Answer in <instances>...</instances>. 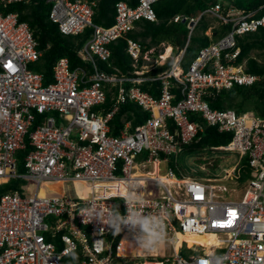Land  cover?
Returning <instances> with one entry per match:
<instances>
[{
  "label": "built area",
  "instance_id": "1",
  "mask_svg": "<svg viewBox=\"0 0 264 264\" xmlns=\"http://www.w3.org/2000/svg\"><path fill=\"white\" fill-rule=\"evenodd\" d=\"M18 1L0 0V183L14 178L25 182L18 190L0 195V264H150L153 260L264 264V115L215 109L204 99L211 90L250 86L260 80L245 70L244 62L236 63L240 51L236 36L264 28V15L256 17L254 12L219 3L194 18L175 15L174 22L187 20L188 36L202 15L228 23L231 29L202 47L187 69L180 63L181 52L169 68L151 75L155 66L142 68L146 51L126 35L141 19L157 21L153 4L159 0H139L134 7L116 2L115 20L109 26L92 22L96 0H45L50 4L48 19L62 35L92 29L78 50L89 69H70L68 59L59 57L52 66L53 81L45 85L43 74L28 67L41 56L29 25L19 20L18 12H4ZM119 38L126 41L131 73L107 72L97 65L98 60H109V45ZM171 78L179 87L178 98L171 90ZM145 81L160 82L158 97L141 89ZM108 95L112 104L107 110ZM127 102L137 104L148 117L135 128L122 119L123 127L111 134L110 121ZM190 113L203 124L191 120ZM203 125L231 134L228 144L209 148L238 152L240 166L226 171L224 178L242 182L241 187H227L216 177L178 176L169 165L170 156L179 154ZM23 150L24 171L18 172V153ZM243 162L249 173L242 180L235 172ZM155 164L157 175L149 170ZM57 181H78L91 189L117 182L123 183L124 192L131 186L143 198L145 213H167V232L173 241L176 234L211 235L214 241L191 247L182 241L177 250L174 242L162 245L151 259L146 251L120 254L123 235L136 243L127 230L115 235L104 224L90 222L82 210L95 207L107 213L109 206L119 203L123 214L124 201L115 198L117 194L97 195L93 190L87 197L39 194L44 183ZM72 250L77 260H64ZM131 258L135 260L121 261Z\"/></svg>",
  "mask_w": 264,
  "mask_h": 264
},
{
  "label": "trees",
  "instance_id": "2",
  "mask_svg": "<svg viewBox=\"0 0 264 264\" xmlns=\"http://www.w3.org/2000/svg\"><path fill=\"white\" fill-rule=\"evenodd\" d=\"M118 1L121 0H96L92 22L102 26L111 25L115 20V4ZM122 1L134 7L139 0ZM217 3L232 4L245 12H254L256 17L264 15V0H159L153 4L157 21L141 19L135 23L134 29L126 36L139 41L143 52L150 49L156 50V47L162 43L171 46L174 56L183 51L180 63L184 69H187L198 51L211 41H215L226 34L231 29V25L221 23L215 17L202 15L197 21L193 32L188 36L187 20L174 22L173 17L182 15L187 19L194 18L204 9ZM49 10L50 4L45 0H21L11 3L4 10V12H18L19 20L25 21L29 25L37 41V48L41 51V56L37 61L30 62L28 67L43 74L45 85L53 81L52 66L59 57L68 59L70 69L76 67L89 69L90 64L81 59L78 50L89 38L92 31L91 28H85L82 33L62 35L56 24L48 19ZM207 31H209V34H206ZM236 45L240 49L236 63L244 62L245 70L248 73L260 76V80L250 86L235 84L230 89L211 90L210 94L204 96V99L208 101L210 107L215 109H234L238 113L252 111L264 115V28L260 27L255 31L236 36ZM109 49L111 51L109 60L97 61L99 69L107 72H115L117 69L122 73H131L133 70L132 59L126 53L125 39L119 38L112 42ZM253 51H257L256 55H252ZM156 55L157 52L155 51L154 56ZM141 63L142 61L139 62V64ZM169 67L170 63L156 65L148 74L156 75ZM170 80L172 82V92L177 98L180 97V90L176 81L174 78ZM159 83V81H145L140 87L154 97H158ZM111 104V96L108 95L104 104L105 109L108 110ZM147 117L148 114L143 112L137 104L124 103L120 105L119 110L110 121V133H118L123 127L122 119L129 120L132 128H135L144 122ZM189 117L191 120L203 124L202 119L197 115L190 113ZM231 138L230 133H221L215 127L203 125V130L198 131L196 137L190 143L182 145L180 153L185 155V153H195L210 146L225 145L231 141ZM25 152L26 150H23L18 153V172L24 171L20 159ZM169 165L178 176L181 175L175 166L173 156L170 157ZM241 170V179L243 180L249 173L246 162L242 163ZM24 182L21 178H14L8 182L0 183V195L18 190ZM64 260L72 261L69 256L65 257Z\"/></svg>",
  "mask_w": 264,
  "mask_h": 264
},
{
  "label": "rangeland",
  "instance_id": "3",
  "mask_svg": "<svg viewBox=\"0 0 264 264\" xmlns=\"http://www.w3.org/2000/svg\"><path fill=\"white\" fill-rule=\"evenodd\" d=\"M167 43H162L158 47H156V50L150 49L145 52V55L148 57V59H145V65L142 67L143 69H147L149 67H154L156 65H162V64H168L170 65L176 61L177 57L181 55V53L177 56H174L172 54V51L170 52L169 57L166 59L162 58V55H164L166 51ZM172 50V49H171ZM157 52V55L154 56V52ZM257 51H253L252 55H256ZM171 157V156H170ZM173 160L175 163V166L177 167L178 171L184 175V176H191V177H198V178H209V177H216L220 178L219 182L220 184L225 185L227 187L232 185H238L239 187L242 186V182L239 184L235 181L228 180L227 178H224L225 172L230 170L233 167H239L240 166V155L236 151H225V150H218V149H210V148H204L198 152L195 153H179L177 155H173ZM149 167H146L144 171H146ZM149 170H154L153 172L157 173L156 164L155 169L152 167L149 168ZM235 174H240V179L242 177V170L241 168L235 172ZM239 179V180H240ZM234 180H236L234 178ZM31 191L34 189V184L32 182H29ZM81 186L78 187L80 189ZM124 186L119 184H113V183H107L104 185H96L95 190L97 192L111 195L114 193V191L118 192H124L123 190ZM30 191V192H31ZM225 194H228V191L224 192ZM182 241V235H178L177 239H175L176 243ZM198 236H193V242H196V239ZM120 250L125 251L124 254H127L129 252H135L136 255H139V252L141 253L144 251L143 249H140L136 243L129 241V239L126 237H123L118 245V251ZM158 251L154 252H148V256L146 258L151 259L154 258V256L157 255ZM160 254L164 253V250L161 249L159 251ZM122 254V253H120ZM165 254L168 255L169 251L166 250ZM158 259V258H157ZM135 259H123L121 261L123 262H130L134 261ZM156 261H150V263H153Z\"/></svg>",
  "mask_w": 264,
  "mask_h": 264
},
{
  "label": "clouds",
  "instance_id": "4",
  "mask_svg": "<svg viewBox=\"0 0 264 264\" xmlns=\"http://www.w3.org/2000/svg\"><path fill=\"white\" fill-rule=\"evenodd\" d=\"M115 198L124 201L126 210L123 214L119 210V203L109 206L111 210L107 213L95 207L82 211L90 218V222L95 220L100 225L104 224L115 235L126 229L137 246L146 252H154L162 245L173 243V237L167 232V213H145V202L139 196L138 189L128 186L126 192H118ZM68 255L72 261L77 259L75 250Z\"/></svg>",
  "mask_w": 264,
  "mask_h": 264
},
{
  "label": "bare ground",
  "instance_id": "5",
  "mask_svg": "<svg viewBox=\"0 0 264 264\" xmlns=\"http://www.w3.org/2000/svg\"><path fill=\"white\" fill-rule=\"evenodd\" d=\"M171 46L170 45H167L166 46V51L164 53V55H162V58L163 59H166L167 57H169L170 55V52L172 51L171 50ZM152 174H156V172H152ZM158 178L163 181V182H166V183H171V179L167 178L166 176L164 175H158ZM143 181L140 182V184H142ZM113 184H119V185H123V183H117V182H114ZM81 186L80 189H78V187ZM95 187H93V189H91L90 187H88L87 185H81L80 182L78 181H74L72 183H68V182H62V181H57L55 183H44L40 190H39V194L40 195H48V194H59V195H69V196H75V195H78V196H81V197H87V193L90 191V190H93L97 195L100 194V192H97L95 190ZM217 190H221V189H224L222 186H217L216 187ZM123 190L125 191V187L123 188ZM103 194V193H102ZM117 194L116 191H114L113 194L111 195H115ZM103 195H108V194H103ZM179 234H176L175 237H174V248L177 250L179 247H180V244L182 241H185V244L188 246V247H191L194 245V243H201V244H207V243H211L214 241L213 237L211 235H204V236H198V238L196 239V242H193V236L192 235H184L182 236V241L179 242V238H178V243H176L175 239H177ZM123 237H127L126 235H123ZM122 237V238H123ZM121 238V239H122ZM121 241V240H120ZM119 241V243H120ZM133 241H131L132 243ZM118 243V245H119ZM119 252V251H118ZM119 253H122L124 254L125 251L123 250H120ZM141 253L139 252V255ZM125 255H136L135 252H129ZM155 261V260H153ZM150 264H160L159 261H156V262H153V263H150Z\"/></svg>",
  "mask_w": 264,
  "mask_h": 264
},
{
  "label": "snow or ice",
  "instance_id": "6",
  "mask_svg": "<svg viewBox=\"0 0 264 264\" xmlns=\"http://www.w3.org/2000/svg\"><path fill=\"white\" fill-rule=\"evenodd\" d=\"M10 66V65H9ZM230 215H234V214H230ZM223 226V225H222Z\"/></svg>",
  "mask_w": 264,
  "mask_h": 264
},
{
  "label": "water",
  "instance_id": "7",
  "mask_svg": "<svg viewBox=\"0 0 264 264\" xmlns=\"http://www.w3.org/2000/svg\"><path fill=\"white\" fill-rule=\"evenodd\" d=\"M183 52V51H182Z\"/></svg>",
  "mask_w": 264,
  "mask_h": 264
}]
</instances>
